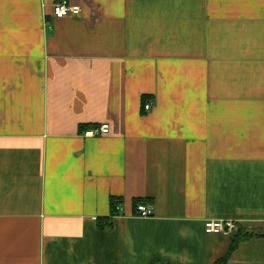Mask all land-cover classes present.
Masks as SVG:
<instances>
[{
    "label": "crops",
    "instance_id": "1",
    "mask_svg": "<svg viewBox=\"0 0 264 264\" xmlns=\"http://www.w3.org/2000/svg\"><path fill=\"white\" fill-rule=\"evenodd\" d=\"M58 1L0 0V264H215L207 221L264 234V0Z\"/></svg>",
    "mask_w": 264,
    "mask_h": 264
},
{
    "label": "built area",
    "instance_id": "2",
    "mask_svg": "<svg viewBox=\"0 0 264 264\" xmlns=\"http://www.w3.org/2000/svg\"><path fill=\"white\" fill-rule=\"evenodd\" d=\"M82 13V8L79 6L70 5L65 0H60L53 6V14L54 17L57 19H64L69 17H77L80 16ZM152 105L147 103L144 108V112L148 113L151 111ZM110 133V126L109 125H102L99 128L94 130H90L85 133V136L88 138H95V137H102L106 136ZM122 211L120 205L116 206V214ZM154 215L153 206L151 204H139L136 207L135 216L141 219H149L152 218ZM206 232L209 234H222L224 236H234L238 230L239 225L235 221L231 220H224V221H207L205 223Z\"/></svg>",
    "mask_w": 264,
    "mask_h": 264
},
{
    "label": "trees",
    "instance_id": "3",
    "mask_svg": "<svg viewBox=\"0 0 264 264\" xmlns=\"http://www.w3.org/2000/svg\"><path fill=\"white\" fill-rule=\"evenodd\" d=\"M150 100V98L148 97H143L142 98V108L144 110L145 108V105L148 103V101ZM87 129V128H85ZM118 203H121L119 200H115V199H112L111 200V206H112V217L115 216L116 214V206ZM148 202H145V201H142V200H135L134 204H135V213H136V207L139 205V204H147ZM111 225V218L110 219H107V220H104L103 222L100 223V227L101 229H105V228H108L110 227ZM253 237H264V234L262 233H249L247 231H245L244 229L240 228L238 230V232L233 236V243H232V246H231V249L229 251V253L227 254L226 257H224L223 259L217 261L215 264H228L229 263V258H230V255L236 250L238 244L242 241H246L250 238H253Z\"/></svg>",
    "mask_w": 264,
    "mask_h": 264
}]
</instances>
